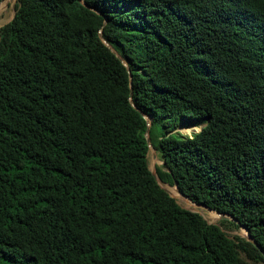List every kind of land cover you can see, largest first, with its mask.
<instances>
[{
	"label": "trees",
	"instance_id": "16d2710c",
	"mask_svg": "<svg viewBox=\"0 0 264 264\" xmlns=\"http://www.w3.org/2000/svg\"><path fill=\"white\" fill-rule=\"evenodd\" d=\"M141 111L161 179L238 223L157 182ZM263 251L264 0H16L0 25V264H264Z\"/></svg>",
	"mask_w": 264,
	"mask_h": 264
},
{
	"label": "rangeland",
	"instance_id": "374dc122",
	"mask_svg": "<svg viewBox=\"0 0 264 264\" xmlns=\"http://www.w3.org/2000/svg\"><path fill=\"white\" fill-rule=\"evenodd\" d=\"M15 1L16 0H6L1 6H0V25H2L3 23H5L6 21H8L9 19H11V17L13 16L14 14V11H15ZM184 124V122L182 121L180 123V125L178 126V130L184 134V135H190L193 131H196L200 128L201 126V122L199 123H196L194 120L192 121H189L188 125L191 126L192 129H190V131L188 132H185L183 129H182V125ZM185 126V125H184ZM194 127V128H193ZM191 132V133H190ZM147 158H148V164H149V167L150 168H154L156 166H159L161 165V157L159 156V152L157 150H155L153 152L152 149H149L148 150V153H147ZM165 185V184H163ZM167 186V188L169 189V187H174L173 186H168V185H165ZM175 197V196H174ZM176 200L178 201L179 204H181L182 206H189L188 204L184 203L183 200H180L178 199L177 197H175ZM189 207H192V206H189ZM194 208L195 210H197L198 212H200L202 214V216L209 222H220V216H218L217 214L213 213L211 216H207L206 215V211L204 210L203 206L201 207H198V208H195V207H192ZM222 229L225 231V233L229 236V237H233L234 235L236 234H239V235H244L245 232V229L241 226H235L231 223H224L221 225Z\"/></svg>",
	"mask_w": 264,
	"mask_h": 264
},
{
	"label": "water",
	"instance_id": "95a60500",
	"mask_svg": "<svg viewBox=\"0 0 264 264\" xmlns=\"http://www.w3.org/2000/svg\"><path fill=\"white\" fill-rule=\"evenodd\" d=\"M2 1V0H1ZM0 1V2H1ZM99 11V10H98ZM104 20H106V18L104 19ZM99 34H100V36L102 37V39H103V41L105 42V44L122 60V62L125 64V66H126V68H127V70H128V72H129V85H130V93H129V99H130V102L133 104V106L135 107V108H138L137 107V105L133 102V100H132V97H131V94H132V77H131V72H130V68H129V65H128V63H127V61L120 55V53L102 36V34H101V29H99ZM142 112V111H141ZM142 114L144 115V117H145V119H146V123H147V127H146V130H145V136H146V140H147V144H148V150L149 149H152L153 150V152L156 150L155 149V147L153 146V144L151 143V141H150V136H149V126H150V118L148 117V115L146 114V113H144V112H142ZM161 162L163 163L164 161L163 160H161ZM150 170H151V172H152V174L154 175V177H155V179L157 180V182L170 194V195H172V196H174L173 194H172V192L167 188V186H165V185H168V186H173V185H175V188H176V190L180 193V194H182L184 197H186V198H188L189 200H191V201H193V202H195L196 204H198V205H201V206H205V207H207V208H209L207 205H205V204H202V203H200V202H197V201H195V200H192L186 193H184L180 188H179V186H178V183L176 182V180H174V183H169V182H167V181H163L162 179H161V177L158 175V173H157V171H156V167H154V168H150ZM163 184H165V185H163ZM184 207H186V208H188V209H191V210H194V211H197V210H195L194 208H192V207H189V206H184ZM210 209H212V208H210ZM213 210H216V209H213ZM219 214H220V219H222V218H229V219H231V220H234L236 223H238L239 221H238V219L236 218V217H234L232 214H228V213H223V212H220V211H218V210H216ZM200 213V212H199ZM216 223H218L219 224V222H216ZM239 226H241V227H243L244 229H245V231H246V233H244V235L243 236H245L247 239H249V240H251L254 244H256L257 246H258V244L256 243V241H255V239L252 237V235L250 234V232H249V230H248V228H246L243 224H240ZM264 252V251H263Z\"/></svg>",
	"mask_w": 264,
	"mask_h": 264
},
{
	"label": "bare ground",
	"instance_id": "6f19581e",
	"mask_svg": "<svg viewBox=\"0 0 264 264\" xmlns=\"http://www.w3.org/2000/svg\"><path fill=\"white\" fill-rule=\"evenodd\" d=\"M2 2H3V1H2ZM2 2H1V3H2ZM1 3H0V6H1ZM148 117L151 118L150 115H148ZM181 127H182V129H183L185 132H188V131H190V129H192L190 125H185V126L182 125ZM193 128H194V127H193ZM190 133H191V132H190ZM169 190L172 192V194H173L175 197H177V198L180 199V200H183L184 203L188 204L189 206H192V207H195V208L200 207V205L196 204L195 202L189 200L188 198H186V197H184L182 194H180V193L176 190L175 185H174V187H169ZM201 207H202V206H201ZM203 208H204V210L206 211V215H207V216H211L213 213H215V214H217L218 216H220V214H219L218 212H216V210L213 211V209L207 208V207H205V206H203ZM245 232H246V231H245Z\"/></svg>",
	"mask_w": 264,
	"mask_h": 264
}]
</instances>
